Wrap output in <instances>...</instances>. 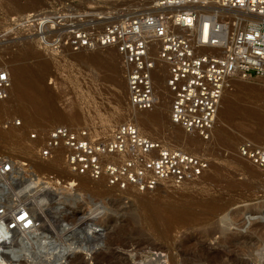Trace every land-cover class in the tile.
Returning a JSON list of instances; mask_svg holds the SVG:
<instances>
[{"label":"rangeland","instance_id":"rangeland-1","mask_svg":"<svg viewBox=\"0 0 264 264\" xmlns=\"http://www.w3.org/2000/svg\"><path fill=\"white\" fill-rule=\"evenodd\" d=\"M149 4L150 0H0V69H7L10 79L12 69L27 70L33 86L26 97L17 98L11 90L8 98L0 101V156L11 159L14 177L26 175L32 217L66 227L62 233L68 239L92 247L72 253L64 264H94L92 256L102 254L107 257L100 259V264L120 259L124 264H264V169L234 155L243 136L234 132L231 123L245 119H230V128L215 125L213 139L203 145H184L170 135V128L178 133L181 128L169 121V99L163 95L164 69L154 76L161 95L157 100L160 116L145 127L132 122L167 146L209 156L211 165L201 176L178 184L160 181L154 189L141 193L119 191L102 179L70 173L61 154L40 158V141L29 139L33 129L56 124L108 136L117 124L131 121V109L113 48L45 50L32 25L22 27L13 21L29 14L40 17L57 12L72 17L80 27L94 24L99 30L105 19L97 17L108 10ZM107 53L112 56L109 61L103 58ZM232 85L254 90L257 96L264 94L262 78ZM115 93L122 97L121 104L116 103ZM226 93L228 99L230 91ZM257 96L238 99L253 111L245 121L253 127L257 118L264 116V96ZM30 98H43V105L36 108ZM147 115V111L140 113ZM109 248L117 252L110 256Z\"/></svg>","mask_w":264,"mask_h":264},{"label":"built area","instance_id":"built-area-1","mask_svg":"<svg viewBox=\"0 0 264 264\" xmlns=\"http://www.w3.org/2000/svg\"><path fill=\"white\" fill-rule=\"evenodd\" d=\"M97 18L105 19L99 30L94 24L80 27L57 12L29 14L13 24L32 25L45 50L113 48L133 110L154 108V70L162 67L170 123L205 142L213 139L221 100L232 81L264 79V0H150L148 7L108 10ZM10 89L8 71L1 68L0 101ZM29 134L41 143L40 158L61 154L70 173L102 179L124 192L150 191L161 180L178 184L199 177L212 162L204 153L191 154L142 134L132 121L117 124L108 136L67 124ZM234 155L264 169V146L249 138L240 139ZM12 171L11 159L0 156V256L10 254L20 238L29 245L33 227L28 179L25 174L14 177Z\"/></svg>","mask_w":264,"mask_h":264},{"label":"bare ground","instance_id":"bare-ground-1","mask_svg":"<svg viewBox=\"0 0 264 264\" xmlns=\"http://www.w3.org/2000/svg\"><path fill=\"white\" fill-rule=\"evenodd\" d=\"M103 56H104L103 58L104 59L106 58L107 61L111 60L112 58V56L110 58V54L108 53ZM100 60L102 59L100 58ZM162 69L163 68L160 66L156 67V69L154 70V76L155 74H157V71H159L160 73ZM11 72H12V79H11L10 91L11 90L14 91V95L17 98L26 97L27 94L33 90V86L28 81L30 73L27 70L20 69V68L12 69ZM156 77L158 78V75ZM235 81L238 82L242 80H234L232 81V83H234ZM243 82H249V81H243ZM232 83H231L230 88L225 90L222 100H221V104H220L218 115H217L218 121L216 120V127L218 129H220V127L230 128V125H228V121L230 119L233 120L236 117L242 116L245 119V121L246 120L248 121L253 116V111L247 105H243L240 102H238V99H242L241 97H244V96L247 97V95H250L251 97L255 99L257 95L254 94L253 92L254 90H251L248 88L247 89L245 88L243 90L242 88L237 89L234 87V85H232ZM227 91H230V96H228V99H225V97H227L226 96ZM163 95H165V97L169 99L166 90H163ZM160 96H161L160 90L158 89L156 90V99H155L154 108L151 110H147V113H148L147 116L142 117L140 116V113H142L143 111H137V110H133L132 108H130L131 109V121L133 120L139 127H145L146 125H148L149 122H152V120H156L160 116V111H159V108L157 107V100L160 98ZM259 96L260 95H258L257 97ZM262 96H264V94H262ZM246 97L244 98L246 99ZM121 98L122 97L117 93L115 96L116 103L121 104ZM30 100H31V103L36 106V108L41 107V105H43L42 102H44L43 98H38V99L30 98ZM224 118H227V119H224ZM232 120H230V122ZM254 120L256 119H253V121ZM243 121L244 120L237 121V122L235 121L231 123V128H233L234 132L242 133L243 137L249 138L253 140L254 142H256L257 144L264 146V116L261 115L260 117L257 118L256 120L257 123L255 122L256 123L255 127H253L252 126L253 124L251 125L250 122H249L250 124H248V122H245V121L243 122ZM108 122L110 123V121ZM183 131L181 129V132L178 133L174 130V128H170V135L175 138H178V140L184 143V145H187L190 147H194L196 145H203L205 143V141L200 139L195 134L187 133ZM140 132L144 134L141 130ZM161 181H165V180H161ZM47 216H44V217H47ZM32 219H33V227L30 229L28 237H27L29 241V245L25 244L22 238H20L18 244L11 251L10 254H7L6 256H0V264H64L66 263L70 255L72 253H76L77 250L84 248L86 251L87 250L89 251V249L92 248L91 246L89 247L86 246L83 242H81L82 244L80 245L79 241L75 242L72 240V238L68 239L67 237L68 235L66 233H62V231L64 232L66 227L62 229L59 227L60 228L59 229L58 226L56 227L54 224H52V222L48 224L46 223V221H44L40 217H37V218L32 217ZM35 220H37V222H35ZM44 226H47L48 228ZM52 232L54 234L56 233L57 236L54 237L52 235ZM66 240H71V241L65 242ZM116 252L117 251H115L114 249L109 248L110 256H112ZM156 254H160V253L156 252ZM88 255L91 256V254H88ZM103 257H107V255L102 254V257L101 255L92 256V259H94V264H100V259H102ZM116 259H119V258H116ZM113 264H124V263H121V259H120V260L114 261Z\"/></svg>","mask_w":264,"mask_h":264}]
</instances>
